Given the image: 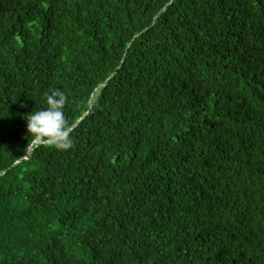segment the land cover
Instances as JSON below:
<instances>
[{
    "label": "trees",
    "instance_id": "obj_1",
    "mask_svg": "<svg viewBox=\"0 0 264 264\" xmlns=\"http://www.w3.org/2000/svg\"><path fill=\"white\" fill-rule=\"evenodd\" d=\"M0 264H264V0H0Z\"/></svg>",
    "mask_w": 264,
    "mask_h": 264
},
{
    "label": "clouds",
    "instance_id": "obj_2",
    "mask_svg": "<svg viewBox=\"0 0 264 264\" xmlns=\"http://www.w3.org/2000/svg\"><path fill=\"white\" fill-rule=\"evenodd\" d=\"M66 94L53 89L45 94L46 107L26 115V133L29 142L49 145L60 151L74 147L71 129L65 116Z\"/></svg>",
    "mask_w": 264,
    "mask_h": 264
}]
</instances>
